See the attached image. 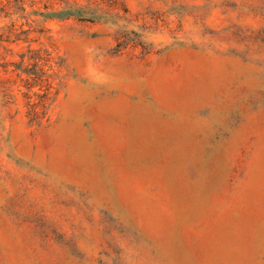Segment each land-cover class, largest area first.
Returning <instances> with one entry per match:
<instances>
[{"label": "rangeland", "instance_id": "rangeland-1", "mask_svg": "<svg viewBox=\"0 0 264 264\" xmlns=\"http://www.w3.org/2000/svg\"><path fill=\"white\" fill-rule=\"evenodd\" d=\"M0 264H264V0H0Z\"/></svg>", "mask_w": 264, "mask_h": 264}, {"label": "trees", "instance_id": "trees-1", "mask_svg": "<svg viewBox=\"0 0 264 264\" xmlns=\"http://www.w3.org/2000/svg\"><path fill=\"white\" fill-rule=\"evenodd\" d=\"M36 65V64H35Z\"/></svg>", "mask_w": 264, "mask_h": 264}]
</instances>
